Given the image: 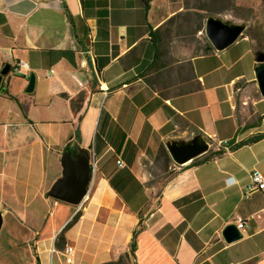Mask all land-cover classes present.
I'll return each instance as SVG.
<instances>
[{
  "label": "crops",
  "instance_id": "0c3cea01",
  "mask_svg": "<svg viewBox=\"0 0 264 264\" xmlns=\"http://www.w3.org/2000/svg\"><path fill=\"white\" fill-rule=\"evenodd\" d=\"M185 10L0 0V69L23 61L35 75L30 94L28 75L0 80V264H64L65 247L73 264H264V193L246 191L251 171L264 178L258 53L244 36L194 54ZM195 136L206 151L182 166L169 156L153 182L159 148ZM66 148L88 163L77 205L48 195ZM236 219L248 228L226 243Z\"/></svg>",
  "mask_w": 264,
  "mask_h": 264
},
{
  "label": "water",
  "instance_id": "95a60500",
  "mask_svg": "<svg viewBox=\"0 0 264 264\" xmlns=\"http://www.w3.org/2000/svg\"><path fill=\"white\" fill-rule=\"evenodd\" d=\"M243 26L223 22L219 18L208 17L204 25V34L207 41L215 51H222L232 45L241 35ZM258 64L254 68L255 80L258 91L264 97V54L258 53L255 57ZM7 63L0 69V80L10 73ZM35 75L28 74L25 93L30 94L34 89ZM167 151L172 161L182 166L206 151L208 144L200 136H195L187 141H170L166 143ZM62 160V175L52 185L48 195L56 200L77 205L86 192L88 181V163L84 157L69 154L67 148ZM2 217L0 214V227ZM221 236L226 243H232L241 238L240 230L234 224L227 225Z\"/></svg>",
  "mask_w": 264,
  "mask_h": 264
},
{
  "label": "rangeland",
  "instance_id": "374dc122",
  "mask_svg": "<svg viewBox=\"0 0 264 264\" xmlns=\"http://www.w3.org/2000/svg\"><path fill=\"white\" fill-rule=\"evenodd\" d=\"M183 1L186 10L183 18L189 23L188 43L192 45L194 54L204 50L207 43L204 25L208 17L219 18L223 22L243 26L239 38L248 36L253 42L256 53L264 54V1L262 0H179ZM197 8L198 10L192 9ZM200 30V34H197ZM238 38V39H239ZM165 164L162 158L157 159L151 173L161 178ZM163 178V176H162ZM163 180V179H162Z\"/></svg>",
  "mask_w": 264,
  "mask_h": 264
},
{
  "label": "built area",
  "instance_id": "2783aa9c",
  "mask_svg": "<svg viewBox=\"0 0 264 264\" xmlns=\"http://www.w3.org/2000/svg\"><path fill=\"white\" fill-rule=\"evenodd\" d=\"M10 73L16 74V75H22L24 77H27L28 75V67L27 64L23 61H16L10 68ZM116 164L118 167L123 168L124 165L121 161L117 160ZM249 183L246 186V191L248 193H251L256 190H260L264 193V178L261 175L260 172L253 170L248 175ZM236 227L241 230L243 228H248V224L245 221H242L240 219H236V222L234 223ZM63 253V263L64 264H73V250L71 247H65L62 251Z\"/></svg>",
  "mask_w": 264,
  "mask_h": 264
},
{
  "label": "trees",
  "instance_id": "16d2710c",
  "mask_svg": "<svg viewBox=\"0 0 264 264\" xmlns=\"http://www.w3.org/2000/svg\"><path fill=\"white\" fill-rule=\"evenodd\" d=\"M262 1H264V0H262ZM84 3H85V2H84ZM212 49H213V48L211 47V45L209 44V42H207V45H206V47L204 48L203 52H207L208 50H212ZM61 95H62V97H64V98L70 100L69 97H68L65 93H62ZM260 136H261V135H260ZM260 136H254V137L248 138V139H246V140H244V141H241V142L237 143V144L234 145V147H232V148L240 147V146H243V145L250 144V143H252V142L258 140ZM75 137H76V139H78V137H79V133H78L77 128H75ZM220 154H222V152H221L220 150H218V151H214L213 153H210V154H209L206 158H204L203 160H208V159H210V158H212V157H214V156H218V155H220ZM159 158H162V159H163L165 165H166L168 162L171 161V160H170V157H169V155H168V153H167V151H166L162 146H161V147L159 148V150H158L157 159H159ZM136 235H137V231L134 232L133 235H132V240H131V244H130V253H131V254H133V252H134V250H135V237H136ZM121 263H122V259L120 258V259H118L116 262L108 263V264H121Z\"/></svg>",
  "mask_w": 264,
  "mask_h": 264
},
{
  "label": "bare ground",
  "instance_id": "6f19581e",
  "mask_svg": "<svg viewBox=\"0 0 264 264\" xmlns=\"http://www.w3.org/2000/svg\"><path fill=\"white\" fill-rule=\"evenodd\" d=\"M188 162V161H187ZM187 162L183 163V164H186Z\"/></svg>",
  "mask_w": 264,
  "mask_h": 264
}]
</instances>
